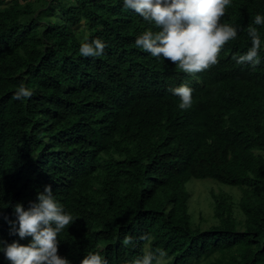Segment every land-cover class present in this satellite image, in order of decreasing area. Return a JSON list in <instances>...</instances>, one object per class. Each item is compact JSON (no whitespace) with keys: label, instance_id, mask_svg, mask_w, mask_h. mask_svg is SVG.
<instances>
[{"label":"trees","instance_id":"1","mask_svg":"<svg viewBox=\"0 0 264 264\" xmlns=\"http://www.w3.org/2000/svg\"><path fill=\"white\" fill-rule=\"evenodd\" d=\"M257 12L264 0H232L221 22L237 26V39L191 75L135 46L155 29L119 0H0V203L9 202L0 239L28 242L4 217L49 184L77 216L59 234L71 264L97 250L130 264L149 246L166 249L167 264L215 253L227 259L204 264H264V60L252 70L232 59L249 46L242 27ZM85 38L104 41V54L80 55ZM21 83L33 89L23 101L13 98ZM181 83L194 89L188 109L168 91ZM192 178L241 189L243 228L224 192L212 194L218 223L193 226Z\"/></svg>","mask_w":264,"mask_h":264},{"label":"clouds","instance_id":"2","mask_svg":"<svg viewBox=\"0 0 264 264\" xmlns=\"http://www.w3.org/2000/svg\"><path fill=\"white\" fill-rule=\"evenodd\" d=\"M124 9H130L154 27L140 32L135 37V46L152 57L174 62L179 69L195 75L219 62L222 48L238 37L235 24L222 23L226 8L232 0H119ZM257 26H264V12H257L252 22L243 26L249 41L247 49L233 53L237 65L255 68L264 60V37ZM105 43L94 38L81 43L79 53L87 57H100L104 54ZM168 91L179 98L178 107L188 109L193 103L194 89L187 83L170 86ZM33 95V89L24 83L13 92L16 100H25ZM2 194V193H0ZM3 201V200H0ZM9 202L0 203V208ZM14 219L5 220L9 233L21 239L30 237L27 243L13 239L11 242L0 239V253L9 264H71L66 256L58 252L59 234L67 229L77 216L65 209L56 199L53 188L45 184L42 191L36 192V199L30 200L28 207L22 202L12 204ZM141 239L150 240L147 234ZM132 236L125 238V245L131 244ZM167 250L151 246L142 256L134 258L130 264H167ZM80 264H108L101 251H88Z\"/></svg>","mask_w":264,"mask_h":264},{"label":"rangeland","instance_id":"3","mask_svg":"<svg viewBox=\"0 0 264 264\" xmlns=\"http://www.w3.org/2000/svg\"><path fill=\"white\" fill-rule=\"evenodd\" d=\"M4 1L10 2L11 0ZM19 1L21 2L22 0ZM81 25L82 23L75 27V29L78 30V36H82L85 32L83 30H79L81 28ZM185 188L189 194L188 211L191 215V223L193 226H199L202 229H206L218 223L214 216V199L212 197V194H220L224 192L230 194L233 197V215L238 221L237 228H243L242 223L244 220V216L239 206V200L242 195L241 189L227 184H219L209 178H192L186 182ZM216 256L227 259L225 256H222L219 253H215L209 258L200 260L199 262H194L193 264H204L206 261L213 259Z\"/></svg>","mask_w":264,"mask_h":264}]
</instances>
